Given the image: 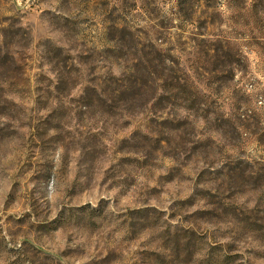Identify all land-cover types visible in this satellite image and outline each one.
<instances>
[{
	"label": "rangeland",
	"instance_id": "374dc122",
	"mask_svg": "<svg viewBox=\"0 0 264 264\" xmlns=\"http://www.w3.org/2000/svg\"><path fill=\"white\" fill-rule=\"evenodd\" d=\"M0 264H264V0H0Z\"/></svg>",
	"mask_w": 264,
	"mask_h": 264
}]
</instances>
